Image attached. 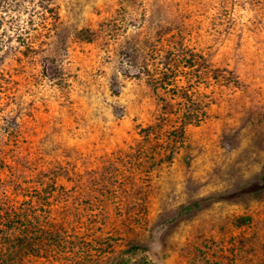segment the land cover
Listing matches in <instances>:
<instances>
[{"label":"rangeland","instance_id":"rangeland-1","mask_svg":"<svg viewBox=\"0 0 264 264\" xmlns=\"http://www.w3.org/2000/svg\"><path fill=\"white\" fill-rule=\"evenodd\" d=\"M125 257L264 264V0H0V264Z\"/></svg>","mask_w":264,"mask_h":264},{"label":"trees","instance_id":"trees-1","mask_svg":"<svg viewBox=\"0 0 264 264\" xmlns=\"http://www.w3.org/2000/svg\"><path fill=\"white\" fill-rule=\"evenodd\" d=\"M261 189L260 185L259 184H254L250 187L247 188V191H259ZM11 216H10V212H7L6 213V222H11ZM250 219L249 218H245L244 221L248 222ZM11 230L13 229L12 227L10 228ZM138 250H146L145 248H141V247H138V246H132L130 248V252H135V251H138ZM131 263V257H125V258H121L119 260H117L116 262H113L112 264H130Z\"/></svg>","mask_w":264,"mask_h":264}]
</instances>
